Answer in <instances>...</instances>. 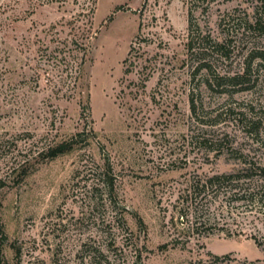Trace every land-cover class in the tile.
Returning a JSON list of instances; mask_svg holds the SVG:
<instances>
[{
  "label": "rangeland",
  "instance_id": "1",
  "mask_svg": "<svg viewBox=\"0 0 264 264\" xmlns=\"http://www.w3.org/2000/svg\"><path fill=\"white\" fill-rule=\"evenodd\" d=\"M260 3L0 0V264H264Z\"/></svg>",
  "mask_w": 264,
  "mask_h": 264
},
{
  "label": "trees",
  "instance_id": "2",
  "mask_svg": "<svg viewBox=\"0 0 264 264\" xmlns=\"http://www.w3.org/2000/svg\"><path fill=\"white\" fill-rule=\"evenodd\" d=\"M259 7L260 8L258 9V13L255 15L254 19L251 22H249L248 29H250L252 31L255 30V29L262 28V26H264V23H262V21H261V19L263 17L264 0H261V3L259 5ZM262 32H264V28H263ZM225 41H217L216 42V45L218 47L217 50L220 49L221 51L222 50L224 51L227 48ZM188 47L191 48L190 42L188 43ZM205 53H207V52H205ZM222 54L223 55H227V53H223V52H222ZM259 56H260V58H262V60L264 62V51L261 52V55H259ZM203 64H206V63H203ZM73 144L74 143L72 142V140L71 141L66 140V141H61V142H59V143H57L55 145H52L48 149L47 156L49 158H54V157H56L58 155L64 154V153L70 151L73 148V146H74ZM239 171L242 174L240 176L245 177V178H252V176L254 174H256L259 177L264 178V165H260V164H256V163L252 162V163L245 164L243 167L239 168ZM240 176H238L237 178H240ZM230 178L232 180L236 179V177H233L231 174H229V175L228 174H220V175L213 176L208 181L210 182V184L215 183L216 185H220V184H225L228 180H231ZM232 180H231V182H232ZM110 183H111V186H112L113 183L112 182H110ZM258 184L259 185H257V186H260V187L263 185V183H258ZM238 198H244V197L240 196ZM259 200L260 201H264V195L263 194L260 195ZM0 232H3V225L1 223V221H0ZM225 257L226 256L215 255L214 259L215 260H220V258H221V260H224Z\"/></svg>",
  "mask_w": 264,
  "mask_h": 264
}]
</instances>
